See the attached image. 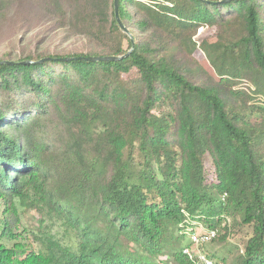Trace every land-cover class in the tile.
I'll use <instances>...</instances> for the list:
<instances>
[{"label":"trees","instance_id":"trees-1","mask_svg":"<svg viewBox=\"0 0 264 264\" xmlns=\"http://www.w3.org/2000/svg\"><path fill=\"white\" fill-rule=\"evenodd\" d=\"M36 1L73 43L0 56V264H194L199 224L264 264V0H119L134 44L113 0ZM203 26L208 69L183 47Z\"/></svg>","mask_w":264,"mask_h":264},{"label":"rangeland","instance_id":"rangeland-1","mask_svg":"<svg viewBox=\"0 0 264 264\" xmlns=\"http://www.w3.org/2000/svg\"><path fill=\"white\" fill-rule=\"evenodd\" d=\"M17 3L21 4L22 11L25 13V23L32 25L31 27H26V29H15L13 21L9 16H0V56L8 49L14 51L18 49L28 50L29 48L38 46L39 48L52 50L58 47V43L62 44V46L73 43V40L61 41L62 37L59 35L58 31L47 29L48 23H44L46 18L36 0H19ZM38 24L41 25L39 26ZM214 41L215 28L212 26H203L198 28L196 34L192 38L183 41V47L194 59L208 69L209 66L206 60V54L213 46ZM205 169L208 173V178L213 179L212 164L208 156L205 158ZM19 210L21 218L20 226L37 231L39 228V219L41 217L40 214L28 207H20ZM200 230H204L202 224L195 227V231ZM244 230H239L234 232V234H230L225 240L216 239L211 242L203 243L202 246L199 247L201 250L203 249V251L211 254L217 264H235L237 253L240 252L239 249L244 240ZM52 231L55 233L61 231V229L55 225ZM188 241V237H186V242Z\"/></svg>","mask_w":264,"mask_h":264},{"label":"built area","instance_id":"built-area-1","mask_svg":"<svg viewBox=\"0 0 264 264\" xmlns=\"http://www.w3.org/2000/svg\"><path fill=\"white\" fill-rule=\"evenodd\" d=\"M188 236L189 244L184 245L182 252L186 254L194 264H217L214 258L199 247L215 236L214 229L204 228L203 231L188 232Z\"/></svg>","mask_w":264,"mask_h":264},{"label":"water","instance_id":"water-1","mask_svg":"<svg viewBox=\"0 0 264 264\" xmlns=\"http://www.w3.org/2000/svg\"><path fill=\"white\" fill-rule=\"evenodd\" d=\"M113 4H114V15H115V19H116V22H117L118 26L120 27V29L124 33H127L130 36L131 42H132V44H134V38H133L132 34L130 33L128 28L124 25V23L122 22L121 18L119 17V13H118L119 0H113ZM132 48L130 50H128L123 55H105V56H88V57L81 56V57H74V58L64 57V58H59V59L69 60V59L80 58V59H86V60H91V61L118 60V59H122V58L126 57L130 53ZM46 59H51V58L45 57V58H41V59H39L37 61L22 60V61H7V62L8 63H30V62H42V61H44Z\"/></svg>","mask_w":264,"mask_h":264}]
</instances>
